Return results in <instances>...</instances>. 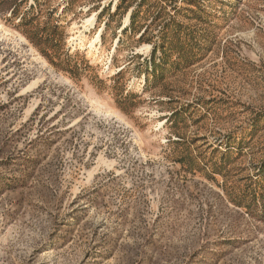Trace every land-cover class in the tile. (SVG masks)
I'll list each match as a JSON object with an SVG mask.
<instances>
[{"label":"rangeland","instance_id":"1","mask_svg":"<svg viewBox=\"0 0 264 264\" xmlns=\"http://www.w3.org/2000/svg\"><path fill=\"white\" fill-rule=\"evenodd\" d=\"M0 264H264V0H0Z\"/></svg>","mask_w":264,"mask_h":264},{"label":"trees","instance_id":"2","mask_svg":"<svg viewBox=\"0 0 264 264\" xmlns=\"http://www.w3.org/2000/svg\"><path fill=\"white\" fill-rule=\"evenodd\" d=\"M21 19H22V18H21ZM21 19H20V21H21ZM23 20H24V19H23ZM23 20H22V21H23Z\"/></svg>","mask_w":264,"mask_h":264}]
</instances>
